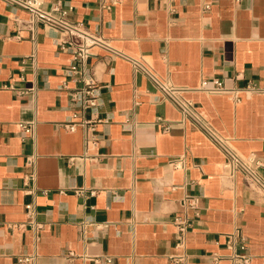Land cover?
I'll list each match as a JSON object with an SVG mask.
<instances>
[{
	"label": "crops",
	"instance_id": "0c3cea01",
	"mask_svg": "<svg viewBox=\"0 0 264 264\" xmlns=\"http://www.w3.org/2000/svg\"><path fill=\"white\" fill-rule=\"evenodd\" d=\"M109 1L42 0L123 54L86 60L98 106L81 112L67 35L0 0V264H236L234 253L264 264L262 194L224 169L222 151L134 63L190 90L213 78L262 84L264 0ZM239 96L187 94L264 178V94ZM91 116L104 121L87 145L81 127L63 126Z\"/></svg>",
	"mask_w": 264,
	"mask_h": 264
},
{
	"label": "built area",
	"instance_id": "2783aa9c",
	"mask_svg": "<svg viewBox=\"0 0 264 264\" xmlns=\"http://www.w3.org/2000/svg\"><path fill=\"white\" fill-rule=\"evenodd\" d=\"M7 4H14L26 10L29 15V23H42L45 26L58 30L67 35L68 49L72 55L71 63L68 68V75L81 84L70 93L71 100L77 104L81 112L86 109L94 110L98 106L97 82L92 76H85V62L91 57L97 56L96 49L105 50L111 56H122L123 54L113 47L101 34L90 31L82 22L70 21L67 18V10L60 6L45 8L42 0H2ZM121 0H110L109 6L120 3ZM208 6H205L207 8ZM135 65L145 72L151 79L156 88L162 95V98L169 101L179 112L180 121L188 123L195 129L202 132L213 144H215L224 154L223 167L230 175L240 174L248 186L258 188L264 199V178L258 172L259 161L253 155L242 156L235 151L226 138L221 136L210 122L205 118L203 112L195 106L193 101L187 97L192 91L203 92L207 95L227 94L236 102L240 100L239 93H261L264 94V81L262 84L250 80L243 87H227L222 78H213L211 80L202 79L200 85L195 90H190L182 86H175L166 80L160 79L151 70L145 67L141 62L134 61ZM80 113H72V117L79 116ZM104 121L103 119L91 116L82 118L76 122L74 120L63 124L67 131H75L81 127L85 133V143L92 139V133L96 124ZM167 127H165L166 129ZM24 133H29L30 128L21 125ZM28 164L33 166V158H29ZM189 206L193 207L195 201L192 198L184 199ZM28 224L38 230L42 224L34 220V206L32 203L25 205ZM190 219L187 217L177 219V227L182 234L190 227ZM239 234H232L228 242L233 244L238 239ZM231 258L236 264H247L248 259L242 255L232 254ZM30 258H23L21 261H29ZM182 264V258L176 262Z\"/></svg>",
	"mask_w": 264,
	"mask_h": 264
}]
</instances>
